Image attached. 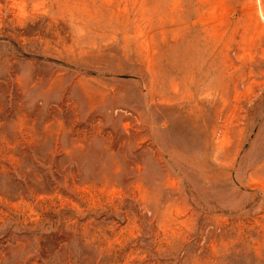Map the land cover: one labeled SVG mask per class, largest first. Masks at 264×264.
Segmentation results:
<instances>
[{
  "label": "rangeland",
  "instance_id": "374dc122",
  "mask_svg": "<svg viewBox=\"0 0 264 264\" xmlns=\"http://www.w3.org/2000/svg\"><path fill=\"white\" fill-rule=\"evenodd\" d=\"M0 264H264V0H0Z\"/></svg>",
  "mask_w": 264,
  "mask_h": 264
}]
</instances>
